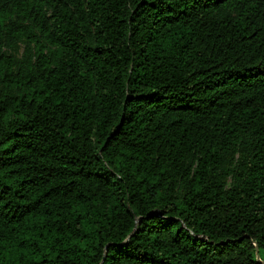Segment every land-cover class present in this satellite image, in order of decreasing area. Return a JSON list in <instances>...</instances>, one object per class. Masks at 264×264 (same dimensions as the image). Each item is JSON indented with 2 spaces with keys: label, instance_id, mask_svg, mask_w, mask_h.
Wrapping results in <instances>:
<instances>
[{
  "label": "trees",
  "instance_id": "16d2710c",
  "mask_svg": "<svg viewBox=\"0 0 264 264\" xmlns=\"http://www.w3.org/2000/svg\"><path fill=\"white\" fill-rule=\"evenodd\" d=\"M0 264H264V0H0Z\"/></svg>",
  "mask_w": 264,
  "mask_h": 264
}]
</instances>
